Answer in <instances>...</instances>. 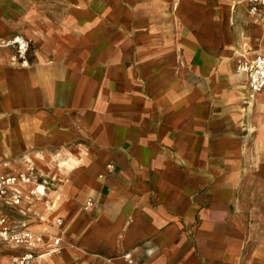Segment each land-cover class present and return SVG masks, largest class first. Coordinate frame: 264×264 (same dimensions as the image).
Listing matches in <instances>:
<instances>
[{"label": "crops", "instance_id": "1", "mask_svg": "<svg viewBox=\"0 0 264 264\" xmlns=\"http://www.w3.org/2000/svg\"><path fill=\"white\" fill-rule=\"evenodd\" d=\"M236 3L0 0V37L32 40L28 67L0 50V170L42 175L29 217L66 241L36 264H264V102L227 57Z\"/></svg>", "mask_w": 264, "mask_h": 264}, {"label": "built area", "instance_id": "2", "mask_svg": "<svg viewBox=\"0 0 264 264\" xmlns=\"http://www.w3.org/2000/svg\"><path fill=\"white\" fill-rule=\"evenodd\" d=\"M244 1L247 13L255 16L264 27V0ZM30 45L31 40L22 34L0 37V50L8 51L7 59L13 66L23 68L30 65ZM234 71L241 78L243 101L249 104L257 94L264 92V46L251 54L238 52ZM2 167L8 168V164L3 163ZM112 168V164L107 165L108 172ZM44 183L42 175L32 166H27L26 170H0V261L3 258L6 264H36V260L58 252L66 243L59 232L38 227L44 222L41 217H29L33 207L45 195ZM46 203L44 208L49 214L54 213L52 206ZM94 204L91 198H87L83 209L91 210ZM52 221L57 229L63 223L60 215H54ZM123 257L132 262L129 253Z\"/></svg>", "mask_w": 264, "mask_h": 264}, {"label": "rangeland", "instance_id": "3", "mask_svg": "<svg viewBox=\"0 0 264 264\" xmlns=\"http://www.w3.org/2000/svg\"><path fill=\"white\" fill-rule=\"evenodd\" d=\"M230 1L235 2V0H230ZM230 13H231V17L233 18L232 20L233 24H231L230 26L229 43L226 49L228 50V56H227L228 60L232 54H237L238 52H242V51L243 52L250 51V49L256 48L255 38L258 37L260 34L259 27H257L255 24L252 23L251 18L245 11V7L243 4L236 3L233 11H231ZM259 101L264 102V100L257 101L255 98L249 104L254 105ZM249 104L245 103L246 106H248ZM260 111L261 113H264V105L260 106ZM49 187L50 189L52 188L54 189V187L51 185ZM4 262L5 259L2 258L0 264H3Z\"/></svg>", "mask_w": 264, "mask_h": 264}, {"label": "bare ground", "instance_id": "4", "mask_svg": "<svg viewBox=\"0 0 264 264\" xmlns=\"http://www.w3.org/2000/svg\"><path fill=\"white\" fill-rule=\"evenodd\" d=\"M251 103V102H250ZM41 189V188H40Z\"/></svg>", "mask_w": 264, "mask_h": 264}]
</instances>
